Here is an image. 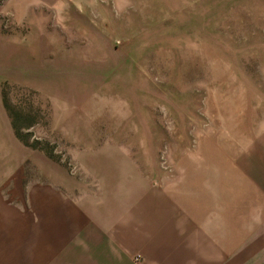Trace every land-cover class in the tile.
<instances>
[{"label":"rangeland","instance_id":"1","mask_svg":"<svg viewBox=\"0 0 264 264\" xmlns=\"http://www.w3.org/2000/svg\"><path fill=\"white\" fill-rule=\"evenodd\" d=\"M263 137L264 0H0V264H108L88 212Z\"/></svg>","mask_w":264,"mask_h":264},{"label":"crops","instance_id":"2","mask_svg":"<svg viewBox=\"0 0 264 264\" xmlns=\"http://www.w3.org/2000/svg\"><path fill=\"white\" fill-rule=\"evenodd\" d=\"M192 161L187 181L88 212L76 239L108 264H264V137Z\"/></svg>","mask_w":264,"mask_h":264},{"label":"trees","instance_id":"3","mask_svg":"<svg viewBox=\"0 0 264 264\" xmlns=\"http://www.w3.org/2000/svg\"><path fill=\"white\" fill-rule=\"evenodd\" d=\"M3 100H4V105L6 107V110L8 111L11 119H12V126L15 131L16 136L23 141L26 145L32 146V147H38L37 142H30V133H24L23 132V127L21 124V114L19 112H16L14 107L11 105L9 102L7 95L3 94ZM27 117H30V114L26 115ZM32 123H28L27 128L31 127Z\"/></svg>","mask_w":264,"mask_h":264}]
</instances>
